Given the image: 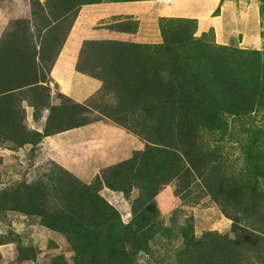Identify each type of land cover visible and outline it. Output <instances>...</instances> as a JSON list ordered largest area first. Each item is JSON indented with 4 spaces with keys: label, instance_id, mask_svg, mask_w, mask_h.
Instances as JSON below:
<instances>
[{
    "label": "trees",
    "instance_id": "obj_1",
    "mask_svg": "<svg viewBox=\"0 0 264 264\" xmlns=\"http://www.w3.org/2000/svg\"><path fill=\"white\" fill-rule=\"evenodd\" d=\"M31 1V20L12 21L0 39V144L33 150L104 120L143 146L89 184L53 165L34 184L0 189L1 218L33 217L63 237L71 261L60 255L49 264H146L156 237L178 243L175 264H264V129L243 122L264 112V52L216 44L211 30L196 37L195 20L160 18L158 44L84 41L75 69L96 78L99 90L89 106L69 98L53 105L48 75L80 8L149 0ZM110 28L134 33L137 22ZM231 121L253 137L239 169L210 147L233 137ZM165 187L183 207L208 197L231 221L229 231L197 236L193 217L178 208L165 222L155 202ZM104 194L121 196L129 217ZM16 250V263L35 264L33 249Z\"/></svg>",
    "mask_w": 264,
    "mask_h": 264
},
{
    "label": "rangeland",
    "instance_id": "obj_2",
    "mask_svg": "<svg viewBox=\"0 0 264 264\" xmlns=\"http://www.w3.org/2000/svg\"><path fill=\"white\" fill-rule=\"evenodd\" d=\"M43 1L44 0H39L41 3ZM242 1V5L247 4L248 7L249 12L247 20L249 14L255 15L258 10L260 21L259 33L263 35L264 10L262 9H264V0ZM31 2V0H0V39L12 21L24 18L31 20ZM94 11L95 9L93 8L81 9L82 17L91 25L97 20ZM99 16H101V14H99ZM250 21L251 26L253 23L252 18H250ZM250 26L247 23L246 32H250ZM94 31L95 29L86 32L83 42L91 40ZM211 31L201 32L198 36L202 33H209ZM195 36L198 37L196 33ZM213 36L215 41L214 32ZM262 44L261 48H259L261 53L264 52V42H262ZM233 48L242 50L249 49L239 48L238 46ZM48 77H50V73ZM81 79L82 82L79 84L78 82L81 81ZM64 82L68 84V80ZM99 86L100 82H98L96 78L83 74L73 79V91L71 93H64V95L74 100L76 98L88 96V101L81 104L89 106V103L95 98ZM48 87L51 90V94H54L53 98L55 100L61 101L63 99V97L58 95L50 86V81ZM59 92H64V89L60 88ZM88 116L90 118L96 117L92 113ZM243 122H250L264 129V112H258L252 115L251 119ZM113 124L115 123L108 124V122L104 120L95 121L84 128L82 127V129L79 128V130L69 131L68 134H62L47 146L44 144V147H41L40 143L36 148L34 147L33 150L27 147L17 152H10L4 148L5 146L3 147L2 144H0V189H4L5 187L9 188L18 183L34 184L36 180L40 176L46 174L53 165L59 167L55 170L60 171L62 169L83 183H91L101 170L130 158L133 152L139 151L143 146L133 134L130 135L128 134L130 132L127 130L122 127L118 128V125L115 126ZM230 125V132L233 137L223 142L211 141L210 147L217 148L218 152L221 153L223 159L229 166L239 169L242 165V147L246 143H250L253 137L252 135L247 136V134H243V126L240 122L234 123L231 121ZM34 128L36 127L34 126ZM43 149H45V151H43ZM262 188L264 190V183L262 184ZM104 195L105 199L116 207L121 215L124 216V214H126L125 219L129 217L127 215V203L122 197L113 194ZM165 198L166 196L162 194L158 198V203L155 200L160 213V209L163 210L164 205L168 208L170 206ZM175 200L177 203L176 208L182 209L184 211V216H192L193 219H196L194 220L195 234L200 233L201 235L207 232L212 228L214 219H224L218 207L212 204L208 197L202 199L199 205L195 207H183L177 199ZM168 215L163 216L165 222H167L168 217H170ZM220 229L221 227L219 230ZM2 239H12L14 243L0 246V264H18L16 263V245L26 249H33L36 256L35 264H49L53 257L60 255L70 262L73 256V253L69 250L63 237L41 228L38 225V220L33 217H25L16 213H7L3 218L0 216V241ZM178 247V243L171 242L170 244L168 241L156 237L151 242L150 254L145 257L144 261H146V264H175L174 255ZM23 264L32 263L26 262Z\"/></svg>",
    "mask_w": 264,
    "mask_h": 264
},
{
    "label": "crops",
    "instance_id": "obj_3",
    "mask_svg": "<svg viewBox=\"0 0 264 264\" xmlns=\"http://www.w3.org/2000/svg\"><path fill=\"white\" fill-rule=\"evenodd\" d=\"M242 3V0H149L127 3H100L83 6L80 8L71 31L51 68L49 77L51 79L50 86L63 98L67 97L64 93H71L73 91V79L83 75L75 71L79 51L85 39L84 35L92 29H95L92 38L98 41L113 40L127 43L158 44L161 42L158 29V20L160 18H185L196 21L197 36L201 32L212 30L215 34V42L217 44L232 47L238 46L239 48H249L248 50L256 49L259 51L262 42H264V34L261 35L259 33L260 21L258 10L255 15L249 14L247 20L248 7L247 4L242 5ZM85 8L95 9L94 13H96L97 20L93 25L86 22L84 17H82L81 9ZM250 18L253 20L251 26ZM125 19H131L137 22V29L134 33L117 32L110 28L116 23L125 21ZM247 23L250 26V32L245 31L247 29ZM66 80H68V84H65L64 81ZM81 82L82 79L78 83L81 84ZM60 88H63L64 92L60 93ZM51 95L52 104L57 105L60 101L53 98V93ZM87 97L76 98L75 100L70 99L75 103L81 104L88 101ZM31 112V109H26L29 117ZM108 124L112 123L108 122ZM113 125L117 126L116 124ZM117 127L119 128V126ZM37 128L39 129V126ZM68 133L64 132L62 134ZM62 134L44 138L40 146L44 147V144L47 146ZM128 134L132 135L131 133ZM162 194L166 196V202L170 206L168 208L164 205V209H160L161 215L167 216L176 208L177 203L169 188L163 190L156 197L157 203L158 198ZM230 224L231 222L225 218L214 219L212 228L208 231L226 233L229 231ZM220 227L221 229L219 230ZM196 235L198 236L200 233H196Z\"/></svg>",
    "mask_w": 264,
    "mask_h": 264
},
{
    "label": "clouds",
    "instance_id": "obj_4",
    "mask_svg": "<svg viewBox=\"0 0 264 264\" xmlns=\"http://www.w3.org/2000/svg\"><path fill=\"white\" fill-rule=\"evenodd\" d=\"M51 96H52V95H51ZM64 98H68V97H64ZM69 99H70V98H69ZM59 103H60V102H59ZM59 103H58V104H59ZM58 104H57V105H58ZM85 184H86V183H85ZM166 188H169V189L171 190V194H172V188H171V187H165L163 190H165ZM163 190H162V191H163ZM162 191H161V192H162ZM161 192H160V193H161ZM160 193H159V194H160ZM159 194H158V195H159ZM158 195H157V196H158ZM157 196H156V197H157ZM172 196H173V194H172ZM120 197H121V196H120ZM173 197H174V196H173ZM174 198H175V197H174ZM175 199H177V198H175ZM155 200H156V198H155ZM177 200H178V199H177ZM178 201H179V200H178ZM179 202H180V201H179ZM177 208H178V207H177ZM177 208H175V209H177ZM175 209H174V210H175ZM172 211H173V210H172ZM172 211H171V212H172ZM171 212H170V213H171ZM170 213H169V214H170ZM125 215H126V214H124V216H125ZM127 215H128V214H127ZM128 216H129V215H128ZM225 219H226V218H225ZM227 220H228V219H227ZM229 221H230V220H229ZM230 222H231V221H230Z\"/></svg>",
    "mask_w": 264,
    "mask_h": 264
}]
</instances>
